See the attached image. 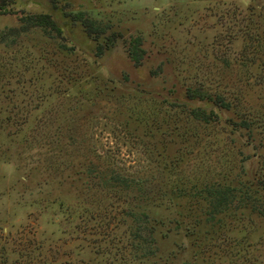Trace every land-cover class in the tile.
<instances>
[{"label": "rangeland", "instance_id": "obj_1", "mask_svg": "<svg viewBox=\"0 0 264 264\" xmlns=\"http://www.w3.org/2000/svg\"><path fill=\"white\" fill-rule=\"evenodd\" d=\"M0 6V264H264V0ZM195 107L210 123L190 119ZM213 182L249 190L262 215L207 221Z\"/></svg>", "mask_w": 264, "mask_h": 264}, {"label": "trees", "instance_id": "obj_2", "mask_svg": "<svg viewBox=\"0 0 264 264\" xmlns=\"http://www.w3.org/2000/svg\"><path fill=\"white\" fill-rule=\"evenodd\" d=\"M1 7V6H0ZM36 19L41 20V25H45L47 27L56 29L55 23L53 20L49 17V15H38L36 16ZM87 31L91 32L90 26H86ZM96 31V30H95ZM100 32H97L99 34ZM108 40L112 42V40ZM110 42V43H111ZM127 43L128 49L127 52L129 54L130 60L137 65L139 61L142 58L143 50L141 48L142 41L139 37L130 40V42ZM187 100L189 101H199L202 103H205L207 105H210L212 109H216L220 112L222 111H230L232 109V106L230 104V101H228L226 98L220 95L213 96L210 92L207 90H200V89H188L185 93ZM210 109L209 111H206V108L201 107H195L191 108L188 112V115L190 119L194 122H202V123H210L211 116H213V110ZM108 171V170H106ZM105 170L101 172L98 176H96L97 184L96 185H106L109 180L107 177L109 173H105ZM113 172V171H111ZM120 176L119 174H117ZM122 177V176H120ZM116 178V177H115ZM118 187L120 190L123 189V191H127L129 189L128 186V178L122 177V180L119 181L117 178ZM123 182V183H122ZM244 187H238L232 185V182L229 183H210L209 185H206L202 193L204 195V200H206V204L208 207V213L206 214L208 216V220L210 221L212 217H214L217 214L224 213L231 209H243L246 207H250L252 212H256L259 215H262L261 212L257 211V208L255 206H250L249 202H247L246 195L248 196L249 190L246 189V191L243 189ZM128 192V191H127ZM249 197V196H248ZM247 200V201H246ZM139 210V207L137 208ZM139 215L144 218V223L149 226L151 221L148 219L147 215L143 210H139ZM124 217L134 223L138 222V220L135 218V212L131 211L129 213H125ZM131 231L133 230V226H129ZM133 237L137 240H141L139 236L134 235V232L132 233ZM131 234V235H132ZM145 238H148V243L152 245V247H155V241L153 239V228L150 227V230ZM156 252V249L154 248L152 252L149 253V255Z\"/></svg>", "mask_w": 264, "mask_h": 264}]
</instances>
